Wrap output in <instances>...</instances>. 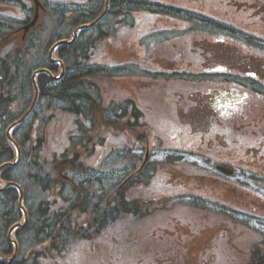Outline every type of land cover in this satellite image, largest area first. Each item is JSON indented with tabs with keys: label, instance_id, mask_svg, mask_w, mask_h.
<instances>
[{
	"label": "rangeland",
	"instance_id": "374dc122",
	"mask_svg": "<svg viewBox=\"0 0 264 264\" xmlns=\"http://www.w3.org/2000/svg\"><path fill=\"white\" fill-rule=\"evenodd\" d=\"M76 1L83 2L85 0ZM236 1L237 3L233 4L231 0H147V4H153V2L172 3L173 5L199 12L193 11L192 13L195 14L203 15L202 12H205L211 16H217V18H220L224 22L229 21L234 25L242 27L258 35L260 38H264V0ZM242 1H245L246 3L244 4L246 5L248 2H256L259 7V11H256L257 14L254 15L255 13H252L251 10H245L248 7L243 6L240 3ZM84 4L87 5L85 2ZM9 6V4L6 7L0 6V9L5 8L9 10ZM45 6L49 9L54 7L55 4L47 2ZM123 9L120 7L118 10L122 11ZM8 12L11 13L10 10ZM122 12H118L117 17L121 19L128 18L132 12L131 6H127L123 14ZM178 13L182 12L178 11ZM48 15L49 13L43 14L42 22L39 23L41 29L47 25ZM179 15L183 18L185 17L184 14ZM111 16L101 22L104 25H102L100 31L105 30L111 25ZM194 17L195 15L191 16V18ZM200 18L202 20L204 17L200 16ZM214 19L217 20L216 17ZM22 20L20 22L14 20L18 28L23 23ZM182 20L181 18L177 19L175 15L168 12H164L161 16L154 15L150 21H145L142 16L139 20L137 19L138 26L131 30L127 26L120 25L116 29L110 30L111 35L109 38L107 37L106 40L100 43L99 47L93 50L91 67L100 68L103 71L107 70L117 76L112 77L111 80L109 79V81L113 82L107 84V91L106 88L103 89V104L98 108L99 113L104 112V114L101 113L103 122L115 121L112 117H108L109 114L108 116L105 115V106H109L112 102L117 106L122 104L120 102H127L126 100L128 99H132L135 102L143 120L142 122L138 120L136 123L134 121L130 123L124 122L121 119L122 124L119 125V131L113 126H109L107 129L104 126L101 130H98L96 139L92 140V144L84 149L80 148L78 151L83 157L84 167L88 168L92 166L88 170L90 171L89 174L81 175L80 179L84 177H92L94 179L103 177L101 184L114 182L115 178L119 175V171H116V169L122 166V161L116 156L118 150L120 148L131 150L137 144L135 152L138 155L141 154L142 157L138 159L139 156L132 152L128 156H135V158L137 156L134 165L139 168H142L144 159L146 160L145 162L149 161L150 163L159 159L157 171H161L162 175L163 172H168L170 175L167 169L169 166H175V169L185 166L187 171H191L189 172L191 174L197 170L202 175H212L220 180L217 179L216 182H213L201 179L207 183H190L185 187H181L179 181H175L172 176L171 179L170 177L167 179L159 177L151 187H148V185L136 182L137 178L133 179V175L130 176L132 169L126 171L125 167H123L124 175L128 178V180L126 178V183L130 181L129 186H133L131 196H136L138 201L148 208L140 218L136 219L129 216L118 218L115 223L101 229L99 234L96 233L95 229L84 228V230L82 228L80 229L82 230L80 233L82 235L86 234L87 237L85 239H81L76 235L71 237V242L67 246H62L59 254L55 253L57 258H51V254H48V256L43 254L41 256H33L34 254L32 255V253L34 252L45 251V246H32L31 249H26V263L33 261L35 257L37 261L41 258L39 264H171L173 261H182L185 258L187 260L184 264H196L197 253L193 251L190 255L189 247H185L179 241L187 244L196 239L202 240L207 234L211 233V236L214 235L218 243L216 263H248L249 258H247V253H245L248 233L252 237L258 238L254 229L264 231V224L257 225L252 223L251 227L254 229H251L249 226L246 227L242 222L244 217H247L249 213L264 214V200H252L253 205L250 206L249 197L251 194L246 191L249 188L264 197V94L263 97H258L252 92L242 89L241 86L244 83L246 84L247 80L244 81L243 78L238 77L233 78L243 85L236 81L220 84L192 83L194 89L186 92L182 87L185 89L192 87L181 80L161 79L159 76L152 74H149L148 79L139 78L136 75H131V77L123 75L128 70V64L132 62L136 64L137 61H141L144 65H148L149 62L145 59L143 44L148 45L153 41L159 44L153 45V55L151 54L149 58L153 56V59H157L156 62L163 68H169L168 64L160 62V59H164V56H167V59H179V63L175 64V67L182 65L185 67L184 69L190 71H201L204 65L208 63L226 65L228 66L227 70L240 71L248 69L249 63L246 61V57H243L245 52L243 53L241 50L242 47L239 49L234 48V52L227 54L224 50L220 49L221 47L217 48L216 45L209 43L212 41L210 39H215L216 35H211L205 30V28H214L205 27L203 21L196 26L193 25L191 20L188 23V25H192V32L195 29L201 31L196 36L190 33L191 29L189 30L191 36L182 34L178 37V35H174L175 32H170V30H173L172 28L184 29V25L181 24ZM208 24H210L209 20H207ZM50 28L47 29L46 36H43V39L40 41L41 49L46 50L48 48L46 45L50 43V36H48L51 32ZM72 30L73 27L67 29L69 35L72 33ZM67 32L61 30L59 33L66 34ZM89 33H84L83 37L85 38ZM23 36L24 30L21 29L16 34V40L22 41ZM36 37L37 34L33 38ZM28 43L37 44L32 40ZM193 43L196 44V52L193 50ZM48 51L44 55L39 51L30 59L32 69L39 66L44 59L43 56L48 58ZM210 51L214 56L211 61L210 58H207V54ZM197 54L204 56V58L201 60L200 56L199 59ZM252 64L259 66L260 62L256 60ZM154 65L157 64L154 63ZM159 66L157 69H163ZM261 66H264V62L261 63ZM227 70L226 72H228ZM243 71H240L241 76L245 75V77H248L250 75ZM136 72L137 70L132 73ZM259 73L263 74L264 77V68ZM180 83L182 87H176V84ZM208 88L220 90L219 93H224L225 100L229 98L233 101V104H228V106L221 108L222 117L214 120L212 133L194 136L188 133L185 135L182 132L183 137L175 135L171 138L172 141H162L160 136L156 134L159 131L165 132L166 130V133L173 135L181 129L179 127L180 124L174 123V121L179 122L176 103L172 105L169 102L167 94L171 98L175 92L184 93L181 103L183 106H186V110L184 109L183 111H187L192 116L184 117L191 121H194L195 118H200V115L206 117L207 119L204 122H206L205 127H208L209 124L207 123L209 122L212 110L209 105H204L203 98L206 97L200 92L203 90L207 91ZM16 96L17 98L14 102L15 114H19L20 116L29 107L31 102L28 104L24 101L27 96L24 91ZM173 97L175 100H178L176 95H173ZM32 99L33 97L31 101ZM209 99H214L211 93L209 94ZM46 102L45 99L41 98L36 108L37 113L34 116L35 118H29V120L35 123L34 135H36L38 128L41 126L40 117L52 114V111L46 110ZM227 114L230 115V118L234 115L236 116L231 119L226 128L220 122L227 120ZM116 119L119 120V117H116ZM73 122L74 120L71 115H58L49 125L46 132V145L48 149L51 148L52 153L57 155L58 152L63 150L65 146H63L62 141L65 139V132L70 131L74 127ZM198 124V122H193V132H195L194 129H199ZM160 125L163 126L160 127ZM180 126L183 127L184 124ZM143 131L148 133L145 135L147 139L137 140L140 134L144 135ZM87 142L88 140H86ZM184 143L186 144L183 145ZM148 147L149 150L151 148L149 153L147 152ZM124 152L126 153L125 150ZM170 152L176 154V157L181 161L166 160L164 154ZM124 157L127 159V155ZM218 164L233 167L236 170L235 174L232 176L219 174L216 171V165ZM15 173L17 174L18 172ZM62 174L72 176L69 172L60 170L59 175ZM4 183L5 180L0 179V186ZM58 192L59 188L56 189L57 195ZM198 192L203 193L204 197H208V200H212L213 202L203 200L202 203L206 207L200 209V206L199 209H196L195 203L197 201L186 195L198 194ZM252 197L254 196L252 195ZM223 210H226L229 214L224 213ZM231 214L236 216L235 219L232 218ZM257 223L259 224V221ZM177 226L180 230L176 229ZM190 226L194 229L193 231L190 230ZM235 226V232L231 231V227ZM243 230L247 232L246 236H244ZM240 232L243 235H235V233L240 234ZM32 243H34V239H31L30 244L32 245ZM260 243L262 242L260 241ZM166 248L175 250L176 252H168ZM198 264L207 263L201 258Z\"/></svg>",
	"mask_w": 264,
	"mask_h": 264
},
{
	"label": "trees",
	"instance_id": "16d2710c",
	"mask_svg": "<svg viewBox=\"0 0 264 264\" xmlns=\"http://www.w3.org/2000/svg\"><path fill=\"white\" fill-rule=\"evenodd\" d=\"M100 5L101 2H99ZM99 11L100 9L93 8L89 14L80 12L78 15H84L82 18H74L68 23L66 12L59 13L53 10V15L50 17L53 20L50 21L51 27L55 25L67 27L70 24L75 26V23L78 25L88 21L89 18H95L99 15ZM31 37L29 35L28 41L32 40L37 43L36 45L27 41V45L24 44L25 48L22 44L11 42L9 48H0L2 52L0 54V163L12 160L16 156L15 146L5 133L6 127L23 114V112L20 116L15 114L16 95L24 91L27 94L24 101L29 104L34 94L31 74L35 68H31L30 59L39 51L44 55L54 41L64 38L54 32L50 43L46 45L48 48L42 50L41 40ZM90 44L93 45L92 40L90 43L81 36L73 44L62 45L57 49V55L65 62L66 75L58 82H53L45 73L38 75L41 97L47 101L46 110L52 111V114L40 117L42 128H38L36 135H34L35 123L31 120L17 126L13 132L14 138L22 149L23 157L17 167L6 169L2 177L7 180H16L25 186L30 218L26 227L16 230L20 241V256L12 264H27V257H24L25 249L30 245L31 237L34 238L32 246H45V251L36 252L34 256L51 254V258H56L55 253L59 254L62 246H67L71 242V237L74 235L81 239L87 237L86 234L84 236L80 233L82 231L80 229H95L99 234L101 229L115 223L121 216L133 218L142 213L143 209L138 198L132 199L129 196L133 186L119 190L118 177L114 182L101 184L103 177L83 179L76 183L69 182L65 178L61 179L63 176L59 175L60 170L87 172L88 168L84 167L83 157L78 151L92 144L98 130L106 125L100 116L97 117L96 112L102 104L103 86L109 84V79L113 74L91 67ZM43 58L36 68L48 67L58 72L57 64L50 63L44 56ZM215 75L210 73L207 77L213 79ZM112 109L110 110L113 112ZM125 109L126 107L123 111ZM133 110L130 109L129 113ZM36 113L35 109L32 118H35ZM58 115H71L74 127L65 132V139L62 141L65 147L56 155L46 145V132ZM134 116L137 117L136 110ZM116 123L117 120L109 122L108 125L117 130L119 126ZM86 140H88L87 143ZM122 150L123 148H120L116 154L122 161V166L116 171L122 170L124 166L132 167L135 171L137 167H133L134 162L137 156H139L138 159L142 157L141 154L134 152L137 155L136 158L128 156L126 159L124 156L128 154L125 152L124 154L123 151L131 152V150ZM68 154L71 156L69 157ZM150 175L151 172H148V169L137 170V176L141 182L148 181ZM57 188H59L58 195L56 194ZM17 198L18 191L13 187L0 193V250L5 255L13 252V244L7 238V231L11 225L22 218ZM35 259L34 257L33 261H28V264H39L41 258L38 261ZM0 264H7V261L3 260Z\"/></svg>",
	"mask_w": 264,
	"mask_h": 264
},
{
	"label": "flooded vegetation",
	"instance_id": "af4514ba",
	"mask_svg": "<svg viewBox=\"0 0 264 264\" xmlns=\"http://www.w3.org/2000/svg\"><path fill=\"white\" fill-rule=\"evenodd\" d=\"M232 3H237L236 0H231ZM122 2V0H111L112 5H119ZM242 3L243 6H247L248 8H245V10H251L252 13H255L254 15H256V11H259V7L258 4L256 2L254 3H250L248 2L247 5L244 4L246 3L245 1L240 2ZM250 3V4H249ZM229 5V4H228ZM135 6L140 7V2L138 0H135ZM230 6V5H229ZM233 6V5H231ZM12 8V7H10ZM264 11V9H263ZM209 19L214 22L217 26L222 27V28H231V27H237V25H234L231 22H224L222 20H220V18H217V16H211L209 14H207ZM143 16V18H146V12H144L143 14L139 11V13L137 14L138 18H141ZM263 16V15H262ZM214 17H216L217 20L214 19ZM227 21V20H226ZM242 28V27H240ZM160 60H165V59H160ZM166 61V60H165ZM195 179H205V180H213L216 181L217 178L210 176V177H205L204 175H195L194 176ZM177 181V180H176ZM180 183V181H179ZM250 193V192H249ZM250 197H249V205L252 206L253 205V201L252 200H257L260 199L261 196L258 195L257 193H254L256 196L252 197V193H250ZM264 215V214H263ZM250 216H253V213L250 214ZM257 224V225H263V223L259 224L257 223V221H252L251 219H248L247 221V226H249L251 228V224ZM178 230L179 227L177 226ZM193 231V230H191ZM231 231L235 232V228L232 229ZM231 231H230V235H231ZM178 232V231H177ZM195 232V231H194ZM191 232V233H194ZM257 237H252L251 234H249L247 237V242H246V246H245V253H247V258H249V261L247 264H264V231L262 230H257ZM212 234V233H211ZM211 234H207L206 237L201 239H196L193 242H188L187 244H184L182 241H179L180 244H183L185 247H189V251H190V255L191 253H193V251H195L197 253V262L196 264H198L200 262V259L203 258V260L207 263V264H218L216 263L217 260V252H218V243L217 240L215 239L214 235L211 236ZM236 236L241 235L240 234H236ZM262 238V239H261ZM260 241L262 243H260ZM174 243V242H173ZM172 243V244H173ZM175 245V244H173ZM234 247H237L235 245H233ZM171 247V246H170ZM169 247V249H170ZM166 248V250L168 252H176L175 250H169ZM181 252V251H180ZM187 260V258H185L182 261H173L171 264H184V262Z\"/></svg>",
	"mask_w": 264,
	"mask_h": 264
},
{
	"label": "water",
	"instance_id": "95a60500",
	"mask_svg": "<svg viewBox=\"0 0 264 264\" xmlns=\"http://www.w3.org/2000/svg\"><path fill=\"white\" fill-rule=\"evenodd\" d=\"M38 4H39V3H37V5H38ZM103 15H104V14H103ZM103 15H102V16H103ZM38 18H39V12H38V8H37V12H36V14H35L33 20H32L28 25H26V26L24 27L26 33H27V31H28L32 26H34V25L36 24ZM99 19H101V17L98 18L96 21H98ZM96 21H95V22H96ZM90 25H92V24H84V25L78 27V28L75 30V32H74L75 35H74V37L72 38V40L62 39V40H59L58 42H56V43L53 45V47L51 48V50H50V57H51L52 62H56V61H57L56 59L53 58V52H54V50H55L59 45H61V44H69V43H72V42L76 39V37H77L78 30H79V29H82V28H85V27H89ZM61 64H62V72H61V74H60L59 76H53L52 72H51L49 69H47V68H41V69H38V70H36V71L34 72V74H33V76H32L33 84H34V87H35V97H34L33 103H32V105L30 106V108L26 111V113H25L21 118L15 120L12 124H10V126H9L8 129H7V136H8L9 139L15 144V146H16V148H17V158H16L14 161H7V162H4L3 164H1V165H0V172H1L4 168H6L7 166H15V165H17V164L19 163L20 159H21V155H22V153H21V149H20L18 143H17V142L14 140V138L12 137V135H11V130H12L15 126H17V125H19L20 123H22V122H23V121H24V120H25V119L31 114L33 108L35 107V105H36V103H37V100H38V98H39V90H40V89H39V85H38V83H37V81H36V75H37L38 73H40V72H46V73L50 74V76H51L52 78H54V79H60V78L62 77L63 73H64V65H63V63H61ZM220 169L226 171L227 173H231V171L228 170L227 168H222V167H221ZM9 186H15V187L18 188L19 193H20V195H19V206L21 207V209L23 210V213H24V221H23V222H18V223H16V224H14V225L9 229L8 236H9L10 240L13 241V243L15 244V251H14V254H13V256L10 258L11 261H12V260L17 256L18 251H19V244H18V241H17L16 239H13V238H12V233H13V231H14L16 228H18V227H24V226H25V224L27 223L28 218H29V213H28L27 208H26L25 205L23 204V201H24V190H23V187H22L19 183L15 182V181H9V182L6 183V185H5L3 188H0V191H2L3 189H5V188H7V187H9ZM1 257H2V253H1V251H0V258H1Z\"/></svg>",
	"mask_w": 264,
	"mask_h": 264
}]
</instances>
